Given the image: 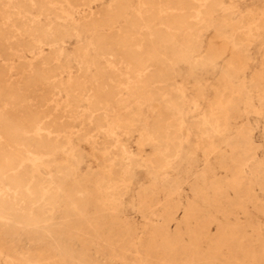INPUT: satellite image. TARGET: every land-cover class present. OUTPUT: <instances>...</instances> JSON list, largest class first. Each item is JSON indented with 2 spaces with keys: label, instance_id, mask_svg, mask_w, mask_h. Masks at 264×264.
Listing matches in <instances>:
<instances>
[{
  "label": "rangeland",
  "instance_id": "1",
  "mask_svg": "<svg viewBox=\"0 0 264 264\" xmlns=\"http://www.w3.org/2000/svg\"><path fill=\"white\" fill-rule=\"evenodd\" d=\"M163 1L0 0V264H264V0Z\"/></svg>",
  "mask_w": 264,
  "mask_h": 264
},
{
  "label": "bare ground",
  "instance_id": "2",
  "mask_svg": "<svg viewBox=\"0 0 264 264\" xmlns=\"http://www.w3.org/2000/svg\"><path fill=\"white\" fill-rule=\"evenodd\" d=\"M8 1V0H7ZM154 1V0H153ZM163 1V0H162ZM181 1V0H180ZM186 1V0H185ZM189 1V0H188ZM192 1V0H191ZM201 0H193L192 1V3H194V4H198L199 2H200ZM213 1V0H212ZM212 1H211V3H212ZM94 2V1H93ZM182 2V1H181ZM184 2V1H183ZM208 2V1H207ZM206 2V3H207ZM163 3H164V1H163ZM172 3V2H171ZM170 2H168V4H171ZM186 3V2H185ZM202 3V2H201ZM201 3H200V5H201ZM42 4V3H41ZM181 4V3H180ZM180 4H178L179 5V7H180ZM187 4V3H186ZM205 4V3H204ZM209 4V3H208ZM118 5V4H117ZM184 5V4H183ZM200 5H199V7H200ZM7 6V5H6ZM169 6V5H168ZM211 6V5H210ZM209 6V7H210ZM178 7V8H179ZM193 7V6H192ZM170 8V7H169ZM172 8H174V6H172ZM189 8H191V7H189ZM205 8V7H204ZM5 9V8H4ZM139 9V8H138ZM192 9V8H191ZM183 10H184V8H183ZM194 10V9H193ZM16 11V10H15ZM139 11V10H138ZM21 12V11H20ZM140 12V11H139ZM187 12V11H186ZM192 12V11H191ZM196 12V11H195ZM25 13V12H24ZM27 13V12H26ZM72 13H73V11H72ZM168 13H169V11H168ZM199 13H200V11H199ZM100 14V13H99ZM142 14V13H141ZM150 14V13H149ZM145 15V14H144ZM169 15H171V14H169ZM173 15V14H172ZM23 16V15H22ZM161 16V15H160ZM174 16V15H173ZM185 16V15H184ZM98 17V16H97ZM108 17V16H107ZM134 17V16H133ZM164 17V16H163ZM162 17V18H163ZM166 17V16H165ZM198 17V16H197ZM200 17V16H199ZM21 18V17H20ZM25 18V17H24ZM167 18V17H166ZM114 20V19H113ZM167 21V20H166ZM113 22V21H112ZM115 22V21H114ZM135 22V21H134ZM204 22V21H203ZM14 24V23H13ZM67 24V23H66ZM89 24V23H88ZM106 24V23H105ZM165 24V23H164ZM87 25V24H86ZM259 25V24H258ZM94 26V25H93ZM193 28V27H192ZM69 30V29H68ZM124 31V30H123ZM172 31V30H171ZM52 33V32H51ZM126 33V32H125ZM250 34V33H249ZM32 35V34H31ZM115 35V34H114ZM190 36H192V35H189V37ZM53 37V36H52ZM41 38V37H40ZM97 39V38H96ZM125 39V38H124ZM13 40V39H12ZM99 40H101L102 41V39H100L99 38ZM104 40H106L105 38H104ZM103 40V41H104ZM129 40V39H128ZM59 41V40H58ZM95 41V40H94ZM98 41V40H97ZM33 42V41H32ZM105 42V41H104ZM107 43V42H106ZM122 41H121V45H122ZM126 43V42H125ZM159 43V42H158ZM56 44V43H55ZM105 44V43H104ZM127 44V43H126ZM160 44V43H159ZM103 45V44H102ZM119 45H120V43H119ZM98 46V45H97ZM113 46V45H112ZM112 46H110V47H112ZM123 46V45H122ZM129 46H130V44H129ZM140 46V45H139ZM145 46V45H144ZM104 47V46H103ZM115 47V46H114ZM89 48V47H88ZM105 48V47H104ZM132 48V47H131ZM159 48H161V47H159ZM108 48H106V50H107ZM110 50L111 49H113V48H109ZM30 50V49H29ZM156 50V49H155ZM43 51V50H42ZM143 51V50H142ZM157 52H158V50H156ZM103 52H104V50H103ZM108 52H109V50H108ZM112 52H114V51H112ZM88 53V52H87ZM121 53V52H120ZM85 54V53H84ZM100 54V53H99ZM115 54V53H114ZM56 55V54H55ZM64 55H65V53H64ZM160 55V54H159ZM63 56V55H62ZM102 56V55H101ZM121 56H122V54H121ZM55 57V56H54ZM117 57V56H116ZM42 58V57H41ZM56 58V57H55ZM64 58V57H63ZM83 58H85L84 56H83ZM88 58V57H87ZM103 58V57H102ZM111 59V58H110ZM44 60V59H43ZM112 60V62H114L113 61V59H111ZM45 61V60H44ZM80 61V60H79ZM244 61V60H243ZM62 62V61H61ZM44 64H45V62H44ZM62 64V63H61ZM60 64V65H61ZM114 64V63H113ZM112 64V65H113ZM133 64V63H132ZM55 65V64H54ZM57 65V64H56ZM105 65V64H104ZM119 65V64H118ZM140 64H138V66H139ZM48 66H49V64H48ZM52 66V65H51ZM50 66V67H51ZM108 66V65H107ZM114 66H116L115 64H114ZM128 66H130L129 64H128ZM142 66V65H141ZM141 66H139V67H141ZM34 67V66H33ZM45 67H47V66H45ZM82 67V66H81ZM110 67V66H109ZM117 67H119V66H117ZM112 68V67H111ZM115 68V67H114ZM126 68H128V67H126ZM132 68V67H131ZM45 69V68H44ZM70 69V68H69ZM79 69V68H78ZM52 70V69H51ZM117 70V69H116ZM45 71V70H44ZM77 71V70H76ZM126 71V70H125ZM153 71V70H152ZM49 72H50V70H49ZM71 72V71H70ZM70 72H68V73H70ZM140 72V71H139ZM12 73H13V71H12ZM32 73V72H31ZM36 73V72H35ZM42 73V72H41ZM67 73V74H68ZM75 73V72H74ZM60 74V73H59ZM78 74V73H77ZM98 74V73H97ZM144 74V73H143ZM45 75V74H44ZM61 75V74H60ZM64 75V74H63ZM132 75V74H131ZM80 76V75H79ZM137 76V75H136ZM55 77V76H54ZM56 77H58V76H56ZM71 77H73V76H71ZM45 78V77H44ZM59 78V77H58ZM75 78V77H74ZM94 78V77H93ZM102 78V77H101ZM32 79V78H31ZM41 79V78H40ZM75 79H77V78H75ZM114 79V78H113ZM134 79V78H133ZM145 79V78H144ZM62 80H63V78H62ZM79 80V79H78ZM96 80V79H95ZM44 81V80H43ZM49 81V80H48ZM52 81H53V79H52ZM57 81V80H56ZM66 81V80H65ZM68 81V80H67ZM75 81V80H74ZM80 81V80H79ZM99 81V80H98ZM116 81V80H115ZM165 81V80H164ZM11 82V81H10ZM10 82H9V84H10ZM13 82V81H12ZM117 82V81H116ZM26 83V82H25ZM68 83H70V82H68ZM74 83V82H73ZM97 83V82H96ZM106 83V82H105ZM159 83V82H158ZM38 84V83H37ZM39 84H40V82H39ZM44 84H45V82H44ZM51 84V83H50ZM64 84V83H63ZM65 84H67V82H65ZM81 84V83H80ZM90 84V83H89ZM98 84V83H97ZM27 85V84H26ZM42 85V84H41ZM59 85V84H58ZM78 85V84H77ZM11 86H12V84H11ZM19 86V85H18ZM13 87V86H12ZM48 87V86H47ZM69 87V86H68ZM74 87V86H73ZM110 87V86H109ZM124 87V86H123ZM133 87V86H132ZM19 88V87H18ZM35 88V87H34ZM54 88V87H53ZM59 88V87H58ZM63 88H64V85H63ZM70 88V87H69ZM16 89V88H15ZM110 89V88H109ZM95 90V89H94ZM60 91V90H59ZM77 91V90H76ZM91 91V90H90ZM142 91V90H141ZM140 91V92H141ZM23 92V91H22ZM39 92H41V91H39ZM46 92V91H45ZM18 93V92H17ZM27 93V92H26ZM32 93V92H31ZM42 93V92H41ZM65 93V92H64ZM89 93V92H88ZM92 93V92H91ZM94 94H95V92H94ZM34 95V94H33ZM41 95V94H40ZM43 95V94H42ZM52 95V94H51ZM54 95V94H53ZM74 95H76V94H74ZM78 95H80V93L78 94ZM95 95H97V94H95ZM15 96V95H14ZM60 96V95H59ZM84 96V95H83ZM82 96V97H83ZM93 96V95H92ZM112 96V95H111ZM78 97V96H77ZM80 97V96H79ZM95 97V96H94ZM49 98V97H48ZM81 98V97H80ZM68 99V98H67ZM97 99V98H96ZM30 101V100H29ZM67 101V100H66ZM77 101H78V99H77ZM60 102V101H59ZM65 102V101H64ZM99 102V101H98ZM7 103V102H6ZM35 103V102H34ZM51 103V102H50ZM63 103V102H62ZM36 104V103H35ZM72 104V103H71ZM2 105V104H1ZM22 105V104H21ZM47 105V104H46ZM65 105V104H64ZM91 105H93V104H91ZM90 105V106H91ZM29 106V105H28ZM31 106V105H30ZM38 106V105H37ZM52 106V105H51ZM68 107H69V104L67 105ZM6 107V106H5ZM45 107V106H44ZM49 107V106H48ZM71 107V106H70ZM66 108V107H65ZM74 109H75V107H74ZM55 110V109H54ZM66 110V109H65ZM70 110V109H69ZM84 110V109H83ZM4 112V111H3ZM71 113V112H70ZM69 113V114H70ZM66 115V114H65ZM58 116V115H57ZM72 116V115H71ZM105 117H107L106 115H105ZM53 120V119H52ZM81 120V119H80ZM49 121V120H48ZM206 122V121H205ZM91 123V122H90ZM91 125V124H90ZM38 128V127H37ZM70 128V127H69ZM89 128V127H88ZM97 128V127H96ZM40 129V128H39ZM84 131V130H83ZM39 132V131H38ZM109 132V131H108ZM25 133V132H24ZM41 133V132H40ZM39 133V134H40ZM43 133V132H42ZM35 135V134H34ZM48 135V134H47ZM51 135V134H50ZM147 135V134H146ZM39 136V135H38ZM52 136V135H51ZM62 136V135H61ZM50 137V136H49ZM59 138V137H58ZM161 140V139H160ZM166 140V139H165ZM164 141V140H163ZM166 145V144H165ZM9 146V145H8ZM14 146V145H13ZM169 147V146H168ZM167 147V148H168ZM26 149V148H25ZM26 151H27V149H26ZM28 154V153H27ZM29 155V154H28ZM27 155V156H28ZM31 155V154H30ZM163 155V154H162ZM19 156H20V154H19ZM34 157V156H33ZM36 158V157H35ZM28 159V158H27ZM25 160V159H24ZM166 161H167V159H166ZM171 162V161H170ZM31 163V162H30ZM131 164V163H130ZM32 165H33V163H32ZM131 166V165H130ZM166 166H167V163H166ZM36 167V166H35ZM34 167V168H35ZM119 167V166H118ZM117 167V168H118ZM125 169V168H124ZM130 170H128V172H129ZM11 173H13V172H11ZM17 173V172H16ZM111 173V172H110ZM110 173H109V176H110ZM15 174V173H14ZM4 177H6V176H4ZM110 177H112V176H110ZM8 178V177H7ZM9 179V178H8ZM14 180V179H13ZM12 180V181H13ZM112 189V188H111ZM14 190V189H13ZM17 190V189H16ZM109 191V190H108ZM13 192V191H12ZM15 192V191H14ZM10 193V192H9ZM4 194V193H3ZM5 194H6V192H5ZM17 196V195H16ZM1 197V196H0ZM6 197V196H5ZM13 197V196H12ZM9 198V197H8ZM16 203V202H15ZM23 203V202H22ZM20 208V207H19ZM173 215V214H172ZM169 218V217H168ZM1 220V219H0ZM172 220V219H171ZM169 221V220H168ZM162 222V221H161ZM163 231V230H162ZM4 243V242H3ZM13 244V243H12ZM5 245V244H4ZM18 250V249H17ZM23 251V250H22ZM34 252V251H33ZM25 254V253H24ZM41 254V253H40ZM8 255V254H7ZM15 255V254H14ZM18 255V254H17ZM38 255V254H37ZM45 255V254H44ZM9 257V256H8ZM147 258V257H146ZM48 260V259H47ZM165 260V259H164ZM21 262V261H20ZM25 264H27V263H25ZM30 264V263H29ZM144 264V263H143Z\"/></svg>",
  "mask_w": 264,
  "mask_h": 264
}]
</instances>
